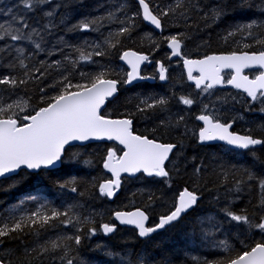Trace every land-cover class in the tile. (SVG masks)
Listing matches in <instances>:
<instances>
[{
    "label": "snow or ice",
    "instance_id": "6c2138e0",
    "mask_svg": "<svg viewBox=\"0 0 264 264\" xmlns=\"http://www.w3.org/2000/svg\"><path fill=\"white\" fill-rule=\"evenodd\" d=\"M0 193V264H264V0H0Z\"/></svg>",
    "mask_w": 264,
    "mask_h": 264
},
{
    "label": "trees",
    "instance_id": "16d2710c",
    "mask_svg": "<svg viewBox=\"0 0 264 264\" xmlns=\"http://www.w3.org/2000/svg\"><path fill=\"white\" fill-rule=\"evenodd\" d=\"M31 190V185H25L24 187H22L21 189H19L18 191L12 193L9 197H8V201L9 202H13L15 201L16 197L21 195L23 192L29 191ZM5 199V195L3 193H0V200ZM111 207H115V205H111Z\"/></svg>",
    "mask_w": 264,
    "mask_h": 264
}]
</instances>
